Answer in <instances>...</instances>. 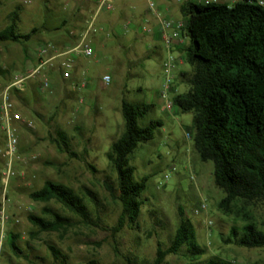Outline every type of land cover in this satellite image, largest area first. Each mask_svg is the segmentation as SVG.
I'll use <instances>...</instances> for the list:
<instances>
[{
	"label": "rangeland",
	"instance_id": "374dc122",
	"mask_svg": "<svg viewBox=\"0 0 264 264\" xmlns=\"http://www.w3.org/2000/svg\"><path fill=\"white\" fill-rule=\"evenodd\" d=\"M141 1L147 11L145 20L138 23L120 19L114 31V11L120 3L113 12H100L96 30L89 37L94 55L89 58L76 55L69 78L61 68L62 59H57L27 80L25 91L13 90L15 109L24 122L15 124L19 159L7 193L9 221L0 264H57L48 246L59 250L70 264H89L90 261L154 264L158 246L166 249L174 238L180 223V208L193 225L198 246L205 251L202 260L221 258L235 264H264V249H246L225 242L233 227L244 225V212L251 214L264 229V207H244L237 203L230 214L220 210L224 194L214 183V165L201 162L193 139L187 136L192 133L193 115L180 114L176 108L167 109L168 103L173 104L175 93H169L171 102L162 99L166 81L163 65L169 54L158 20L148 6L153 2L162 18L186 21L181 7L188 0ZM208 1L227 3L229 0ZM96 5L97 0H0V30L17 8H21V33L40 28L44 21H48L53 30L40 32L26 45L28 60L22 46L0 44V68L9 70V79L13 80L37 69L44 61L39 57L44 45L52 43L60 50L76 47ZM185 54L186 51H182L173 55L178 60ZM178 71L189 74L192 68L185 63ZM178 71L174 72L177 74L174 87L178 93H185L188 86L180 84ZM104 75L111 76L109 86L102 82ZM7 80L0 77V90L5 88ZM44 80L49 81L51 89L42 92ZM123 101L153 105L152 113L141 120L140 125L146 127L159 121L163 126L155 131L151 142L140 145L130 157V165L136 169V180L148 177L149 182L142 195L144 205L137 226L126 227L115 237L111 228L117 225L122 208L105 185L116 184V174L107 153L124 131ZM28 122H32V127ZM59 133L66 134L75 157L58 148ZM5 170L6 142L0 128V189ZM46 181L62 183L83 196L92 222L84 224L57 202H33L29 194L42 189ZM202 202H206L207 210L196 215L195 210ZM46 207L70 217L74 227L66 234L42 233L32 239L30 234L35 229L28 216H41ZM208 221L212 222L211 226ZM8 233L18 236L21 257L16 256L6 242ZM165 264H189L186 249L179 255L167 257Z\"/></svg>",
	"mask_w": 264,
	"mask_h": 264
},
{
	"label": "trees",
	"instance_id": "16d2710c",
	"mask_svg": "<svg viewBox=\"0 0 264 264\" xmlns=\"http://www.w3.org/2000/svg\"><path fill=\"white\" fill-rule=\"evenodd\" d=\"M20 11L17 8L9 15L8 24L0 30V44L22 46L28 60L26 45L40 32L53 30L44 21L40 28L21 33ZM181 13L187 22L186 38L190 44L185 50L186 63L192 72L180 74V84L187 85L188 91L178 93L175 88L173 107L180 114L193 115L194 149L201 162L214 165V183L224 194L220 210L230 214L237 203L264 207V5L257 0H240L233 6L188 0ZM63 24L65 21L62 27ZM86 29L87 26L83 34ZM9 75V70L0 68V77L8 79L4 87L12 81ZM153 109V105L122 102L124 131L107 153L116 184L105 185L122 208L117 225L111 228L115 237L126 227L137 226L144 205L142 195L149 178L136 180L130 157L140 145L151 142L155 131L163 126L159 121L146 127L140 125ZM58 135V148L75 157L66 134ZM29 197L36 203L57 202L84 224L92 222L84 197L62 183L46 181ZM242 219L244 225L233 227L225 242L246 249H264V229L249 213L244 212ZM28 220L35 229L30 234L32 239L42 233L66 234L74 227L70 217L49 207L43 209L41 216L29 215ZM6 242L16 256L23 255L17 235L8 233ZM48 248L57 264H70L54 246ZM184 248L189 264H235L221 258L202 260L205 251L198 246L193 225L180 208L174 238L168 248L158 246L154 264H165L167 257L179 255Z\"/></svg>",
	"mask_w": 264,
	"mask_h": 264
},
{
	"label": "built area",
	"instance_id": "2783aa9c",
	"mask_svg": "<svg viewBox=\"0 0 264 264\" xmlns=\"http://www.w3.org/2000/svg\"><path fill=\"white\" fill-rule=\"evenodd\" d=\"M123 1L124 0H97L96 11L91 20L88 21L87 29L76 47L60 50L52 43L44 45L39 50V57L43 58L44 61L39 64L37 69L32 74L27 76L15 77L5 88L0 90V128L5 136L6 142V170L2 176L0 189V260L3 249L5 228L9 221L7 213V193L10 182L15 176V163L19 159L17 129L15 124H21L24 122L22 115L15 109V102L13 101L12 92L13 90H18L19 92L25 91V82L38 74L42 68H45L48 64L57 59H62L61 68L63 70L64 76L69 78L74 71L76 55H83L88 58L94 55V49L89 41V37L91 33L95 32L96 30V18L100 12H113L115 5ZM259 4L264 5V1H260ZM148 7L150 13L158 20L159 32L161 33L166 48L169 51L168 59L163 65L164 71L166 73V81L163 87L162 99L165 100V102H171L168 99V96L169 93H176L173 73L177 67V60L171 52L172 42L175 38L179 44L184 42L186 39L187 22L182 20L174 21L172 19L162 18L153 2H150ZM127 25L128 26H126V28L129 27V24ZM144 30L146 31L145 28ZM111 81L112 79L110 75H104L102 77V82L105 86H109ZM40 89L42 92L50 90L51 86L49 81L44 80ZM173 108V104L168 103L167 109L172 110ZM28 125L29 127H32L33 124L32 122H28ZM187 136L192 138V133H188ZM165 178L167 179L168 176ZM206 210V202H202L195 210V214L199 215ZM208 225L211 226L212 222L208 221Z\"/></svg>",
	"mask_w": 264,
	"mask_h": 264
},
{
	"label": "crops",
	"instance_id": "0c3cea01",
	"mask_svg": "<svg viewBox=\"0 0 264 264\" xmlns=\"http://www.w3.org/2000/svg\"><path fill=\"white\" fill-rule=\"evenodd\" d=\"M199 1H200V3H203L204 0H199ZM257 1L260 2V1H264V0H257ZM209 2L210 1L207 0L205 3H209ZM228 2H230V3H228ZM228 2L224 3V4H227L228 6H233L236 3H238L239 0H229ZM114 13H115V15L113 17L115 19V23H113V31L115 30V27L118 23V20H120V19H121V21L127 20V19L137 20V22L139 23V22H142L143 20H145L147 11L144 10L143 3L141 0H126V1L118 4V6H116V10L114 11ZM108 27L112 28V26H108ZM162 40H163V37H162ZM188 41L189 40L186 38L184 40V42L179 44L177 42L176 38L173 39L172 50H171L172 54H177V52L185 51L189 46L187 44ZM166 50H167V48H166ZM167 54H169L168 50H167ZM177 63L178 64H177L176 69L178 71V70H180V67L186 63V54H185V56H179ZM178 72L181 74V71H178ZM173 75L176 76L177 74L173 73Z\"/></svg>",
	"mask_w": 264,
	"mask_h": 264
}]
</instances>
